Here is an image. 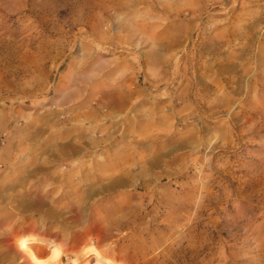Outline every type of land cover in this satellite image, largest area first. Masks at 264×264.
Instances as JSON below:
<instances>
[{
  "label": "rangeland",
  "instance_id": "374dc122",
  "mask_svg": "<svg viewBox=\"0 0 264 264\" xmlns=\"http://www.w3.org/2000/svg\"><path fill=\"white\" fill-rule=\"evenodd\" d=\"M114 61L145 92L109 112L129 179L83 190L55 264H264V0H0V145L74 105L106 113L91 75L111 87ZM18 248L2 264H43Z\"/></svg>",
  "mask_w": 264,
  "mask_h": 264
},
{
  "label": "crops",
  "instance_id": "0c3cea01",
  "mask_svg": "<svg viewBox=\"0 0 264 264\" xmlns=\"http://www.w3.org/2000/svg\"><path fill=\"white\" fill-rule=\"evenodd\" d=\"M114 63L111 87L106 90L102 87V67L91 75V80L97 79L95 93L106 102V113L82 111L74 105L62 115L49 113L40 122L30 120L37 126L27 130L21 143H14L10 136L0 145V264L2 260H18L20 242L25 245L27 261L60 262L69 234L82 227L83 190L87 198L112 194L116 180L129 179L122 172L116 176L112 169L115 161L122 162L119 159L124 154L115 156L111 151L115 127L108 124L114 125L116 117L109 112L119 116L129 107L139 110V103H132L145 92L134 87L130 68ZM74 80L59 98V105L66 106L78 93ZM144 139L138 135L125 149L144 150ZM19 228L24 232L19 233ZM39 239L47 240L42 245L48 247L40 246ZM8 251L14 256L3 259Z\"/></svg>",
  "mask_w": 264,
  "mask_h": 264
}]
</instances>
